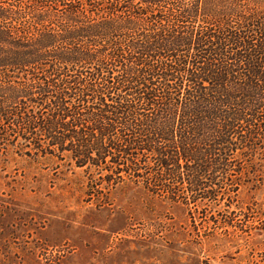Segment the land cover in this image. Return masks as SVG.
I'll use <instances>...</instances> for the list:
<instances>
[{
  "label": "trees",
  "instance_id": "obj_1",
  "mask_svg": "<svg viewBox=\"0 0 264 264\" xmlns=\"http://www.w3.org/2000/svg\"><path fill=\"white\" fill-rule=\"evenodd\" d=\"M17 1L0 0V85L16 104L0 115L59 147L69 140L77 166H143L146 180L185 178L207 197L203 179L226 175L264 127V16L241 0L166 10L158 6L178 0H140L151 11L111 0L95 20L77 0H49L65 8L57 18L48 0Z\"/></svg>",
  "mask_w": 264,
  "mask_h": 264
},
{
  "label": "rangeland",
  "instance_id": "obj_2",
  "mask_svg": "<svg viewBox=\"0 0 264 264\" xmlns=\"http://www.w3.org/2000/svg\"><path fill=\"white\" fill-rule=\"evenodd\" d=\"M77 2L93 13L112 1ZM241 2L246 13L264 16V0ZM50 5L56 18L65 12ZM133 7L152 10L140 0ZM229 23L240 27L238 17ZM6 86L0 108L13 112ZM9 122L0 115V264H264V127L236 150L226 175L203 179L200 187L211 194L198 197L185 178L146 180L143 166L138 174L114 162L77 166L69 140L59 147Z\"/></svg>",
  "mask_w": 264,
  "mask_h": 264
}]
</instances>
